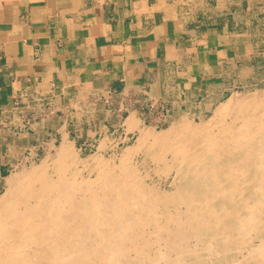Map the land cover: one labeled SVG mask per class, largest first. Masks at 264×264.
<instances>
[{"label": "bare ground", "instance_id": "1", "mask_svg": "<svg viewBox=\"0 0 264 264\" xmlns=\"http://www.w3.org/2000/svg\"><path fill=\"white\" fill-rule=\"evenodd\" d=\"M125 126L139 135L118 169L95 154V177L80 173L66 137L7 177L0 264H264V90L200 124L185 114L158 130L133 112ZM162 162L165 184L141 171Z\"/></svg>", "mask_w": 264, "mask_h": 264}, {"label": "crops", "instance_id": "2", "mask_svg": "<svg viewBox=\"0 0 264 264\" xmlns=\"http://www.w3.org/2000/svg\"><path fill=\"white\" fill-rule=\"evenodd\" d=\"M262 81L264 0H0V183L71 122L126 139Z\"/></svg>", "mask_w": 264, "mask_h": 264}, {"label": "rangeland", "instance_id": "3", "mask_svg": "<svg viewBox=\"0 0 264 264\" xmlns=\"http://www.w3.org/2000/svg\"><path fill=\"white\" fill-rule=\"evenodd\" d=\"M260 89L264 90V82L263 81L257 85L252 86L251 88H242L238 91H235L230 96L232 97V95H234V94H242V93H248V92H252V91L255 92V91L260 90ZM230 96L227 97L222 102H225L226 100H228L230 98ZM215 109H216V107L211 109L207 113L181 111V112H178L174 117H168V119L165 121H163V113L161 112V110H158L159 114H156V115L158 117L160 116L161 120L158 122H155L154 120L148 118L147 123H145V124H147L148 126L156 127L158 130H162V129L168 128L172 123L179 121L181 119V117H183L185 114H186V117H189V119H191L192 121L200 124V123L207 122L208 120H210L212 118V116H214ZM126 113H128V112H126ZM127 118L128 117H126V116L123 118L121 125L125 126V121ZM107 125H108V123H107ZM70 127L72 128L73 131L71 132V136L68 138L70 141L73 142L76 150L79 153L81 160L85 161L87 159L86 161H90V163H91L93 161V159L90 157L95 155V154H100V155H103V156L107 157L108 159H110L111 162L113 164H115V166L113 165L115 167V169L119 168L118 165L120 164V158L123 155L122 153L125 151L126 147L134 145L136 143L138 135H139V133H137L135 135H132L130 138L116 140L115 138L111 137L110 135L103 136V135L98 134L94 139H91L88 137H86V138L78 137L76 134L77 133V131H76L77 126L75 124H73V122H71ZM110 128H111V131L114 129V127H112V126H110ZM104 140L107 141V145H106V147L102 148L100 144ZM60 141H61L60 139L58 141L52 140L50 143L48 142V144L43 145L42 147H40V149H38V152L36 153L35 158L29 159V161H27V159H26V158L31 157L29 154L18 155L19 163H17L13 168H11L9 171L6 172L5 178L0 183V194H2L5 191V189L7 188L6 179L10 174L13 173V171L19 172L24 167L28 166L27 168H29L30 166H32V164L41 163V161H43L45 158L55 155L57 148L60 145ZM46 155H47V157H46ZM140 158H141V156L140 157L138 155L134 156L135 162H137L138 159H140ZM86 161L81 162L80 168H82V169H81L80 173H82L84 175L90 174L93 177H95L96 172L94 171L95 169H93L95 167V165L92 164L91 168L84 169L85 168L84 164L86 163ZM162 163H161V165L150 163L146 167H143L141 169V171H143L142 172L143 174H146L149 171L152 174L153 178L154 179L156 178L157 182L165 184L166 181L171 180V176L167 175V173H165V171L162 170L163 167L165 166L164 163L163 164ZM157 165H158V167H157ZM146 168H148V171L146 170ZM90 170H92V172H90ZM257 242H260V238L255 239L253 243L256 244ZM251 246H252V244H250L248 246V248H250Z\"/></svg>", "mask_w": 264, "mask_h": 264}, {"label": "built area", "instance_id": "4", "mask_svg": "<svg viewBox=\"0 0 264 264\" xmlns=\"http://www.w3.org/2000/svg\"><path fill=\"white\" fill-rule=\"evenodd\" d=\"M106 102H107V103H111V102H112V99H107ZM152 108H153V109H156L157 111H158V110H161V112L163 113V121H165V120L168 119V117L165 116V114H164V113L166 112V110L164 109L165 107H163V106H161V105H159V106L153 105Z\"/></svg>", "mask_w": 264, "mask_h": 264}]
</instances>
